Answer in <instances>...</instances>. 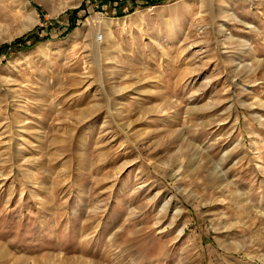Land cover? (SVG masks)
I'll return each instance as SVG.
<instances>
[{
  "label": "rangeland",
  "instance_id": "1",
  "mask_svg": "<svg viewBox=\"0 0 264 264\" xmlns=\"http://www.w3.org/2000/svg\"><path fill=\"white\" fill-rule=\"evenodd\" d=\"M0 264H264V0H0Z\"/></svg>",
  "mask_w": 264,
  "mask_h": 264
},
{
  "label": "trees",
  "instance_id": "2",
  "mask_svg": "<svg viewBox=\"0 0 264 264\" xmlns=\"http://www.w3.org/2000/svg\"><path fill=\"white\" fill-rule=\"evenodd\" d=\"M71 29V28H70ZM16 42H18V41H16ZM16 42H14L12 45H11V47H13V46H15V45H17V43Z\"/></svg>",
  "mask_w": 264,
  "mask_h": 264
}]
</instances>
